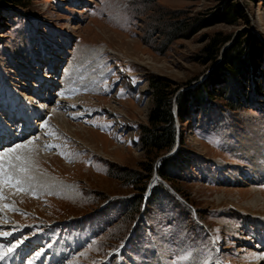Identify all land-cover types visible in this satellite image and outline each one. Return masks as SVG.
<instances>
[{"label":"rangeland","instance_id":"374dc122","mask_svg":"<svg viewBox=\"0 0 264 264\" xmlns=\"http://www.w3.org/2000/svg\"><path fill=\"white\" fill-rule=\"evenodd\" d=\"M22 3L0 6V116L9 121L15 99L26 114L42 115L33 113L31 134L0 149L2 157L22 145L0 168L21 161L28 168L23 190L0 177V253L17 245L0 264L12 254L17 264H188L195 254V264H264V172L252 173L254 165L264 170V92L241 110L216 98L207 116L176 121L190 167L172 182L177 192L157 175L147 184H162L174 199L157 197L136 229L121 212L137 194L123 178L148 160L138 138L149 124V77L177 93L210 77L214 64L198 58L217 34L264 45V0ZM224 5L238 6L246 21L237 14L235 25L212 23ZM259 75L244 77L245 96L253 82L264 91Z\"/></svg>","mask_w":264,"mask_h":264},{"label":"trees","instance_id":"16d2710c","mask_svg":"<svg viewBox=\"0 0 264 264\" xmlns=\"http://www.w3.org/2000/svg\"><path fill=\"white\" fill-rule=\"evenodd\" d=\"M1 5L22 7L24 4L22 0H0ZM236 5H234L236 9L233 11L234 14L232 12L234 6L224 5V8L213 16L214 21L212 23L235 25L238 21L237 14L246 21L242 11ZM241 37V34H237L233 38L217 34L208 41L201 49L198 60L202 65H214L208 73L210 77H205L193 87L177 93L178 90H172L170 84L163 78L159 76L149 77L147 82V92L151 99L148 113L149 124L140 129L141 134L138 138L144 150L145 158L148 160L142 166L143 172H130L126 179L123 178L137 192L136 195L124 201L121 211L130 221H134L135 229L140 223L137 216L141 210L140 215L146 220L144 215L148 214L149 208L157 207V204L155 206L157 197L174 199L165 186L156 183L150 189L149 196L145 198L142 208L143 194L150 178L157 175L160 181L169 183L170 188L177 192L178 189L172 186V182L179 180L181 178L179 173L190 167L191 155L183 151V137L181 132L176 130V121L181 125L189 119L190 115L202 113L204 117L207 116V112L214 107L212 101L216 98L224 100L223 107L225 109L237 111L246 108L247 101L252 102L253 99L255 100L263 94L264 91H261L258 84L253 82L252 87L256 85L257 88L251 87V93L245 96L243 80L245 76H248V73L251 75L255 72L264 79L263 73L258 70V64L260 62L264 64V45L258 42L254 36H251L247 41H242V43ZM225 44L227 45L225 46ZM223 46L225 47L223 48ZM240 80H242L243 86ZM228 85L229 89L227 88ZM175 93L177 94L174 97ZM203 97L205 100L202 99ZM176 143L177 147L170 154ZM164 154L166 156L160 158Z\"/></svg>","mask_w":264,"mask_h":264},{"label":"bare ground","instance_id":"6f19581e","mask_svg":"<svg viewBox=\"0 0 264 264\" xmlns=\"http://www.w3.org/2000/svg\"><path fill=\"white\" fill-rule=\"evenodd\" d=\"M50 58H52L51 56L52 55H48ZM52 67H53V65H52ZM34 71L36 72V73H38V70L37 69H34ZM73 73H74V71L73 72H71V74L73 75ZM43 77V76H42ZM41 77V78H42ZM46 78H48L47 76H46ZM24 80H28L26 77H24ZM48 81V80H47ZM48 82H51V85H53L52 83H54V81L52 80V79H50ZM34 86V85H33ZM24 88H29V87H25L24 86ZM33 88V87H32ZM34 89V88H33ZM35 92V91H34ZM36 92H37V90H36ZM49 96H51V95H49ZM2 98V97H1ZM28 98H29V100H30V102L31 101H33V99H32V95L31 96H28ZM2 101L3 102H8V100H7V95H6V93H5V95L3 96V98H2ZM30 104V103H29ZM16 99L15 100H13V102L11 101V110H12V114L13 115H11L10 117L9 116H6L8 119H9V121L8 122H5V121H3L2 120V118L1 117H3V116H0V149L1 148H3L4 146H10L9 144H13V143H17V141L18 140H20V139H24V138H26L27 137V134H31L32 132H33V130H34V128H33V130L32 129H30V125H32V116H33V113H34V111L32 110V109H30V113L29 114H26V111L24 110V109H19V108H17L16 106ZM39 107V106H38ZM40 108V107H39ZM41 111V110H40ZM38 114H36V113H34L36 116H40V115H42V113L41 112H37ZM14 117V118H13ZM17 117V119H15ZM19 119H22V123H20L19 125H16L14 128H11L12 127V125L10 124L11 122H13V121H18ZM50 121L54 124V125H56L58 128H62V129H68V127L69 126H67V124H64L65 122H63V121H60V117H58V115L57 116H55V115H53V116H51L50 118ZM62 120V119H61ZM25 126V127H24ZM36 126H38V124H36L35 125V127ZM29 128V129H28ZM61 130V129H60ZM21 148V147H20ZM29 148H31V150H38V147L36 146V145H34L33 143H31L30 144V147ZM23 151H25V147H24V149H23ZM243 151H245L246 153L248 152V148L245 146L244 148H243ZM25 152H27V149H26V151ZM1 156V155H0ZM1 159L3 158V156L2 157H0ZM5 159H7V158H5ZM9 159V158H8ZM2 162H3V159H2ZM6 162V161H5ZM2 165L4 164V163H1ZM6 164V163H5ZM4 167V166H3ZM257 166H253V171H252V173H253V175H254V177L255 178H258V177H260V175L264 172V170H260V169H257L256 168ZM264 175V174H263ZM254 200L253 201H256L257 200V197L255 196L254 198H253ZM1 204V203H0ZM6 237L5 236H1L0 237V239H5ZM58 252V251H57ZM15 256V254H12V258L10 259V261H7V262H5V263H3V264H17V262H15L14 261V257ZM195 257H196V254L193 256V257H191V259H190V262L188 263V264H195ZM261 258V257H260ZM1 261V260H0ZM194 262V263H193ZM1 263V262H0ZM161 264H163V262H160ZM217 264H222V263H220L218 260H217Z\"/></svg>","mask_w":264,"mask_h":264},{"label":"snow or ice","instance_id":"6c2138e0","mask_svg":"<svg viewBox=\"0 0 264 264\" xmlns=\"http://www.w3.org/2000/svg\"><path fill=\"white\" fill-rule=\"evenodd\" d=\"M44 126V125H42ZM29 144L32 143L31 140L28 141ZM22 147V145L17 144L15 147H10L6 149L2 155L8 156L9 153L15 152L17 149ZM17 161H20L21 158L18 156L15 158ZM27 164L24 161H21L20 163H9L7 164L6 168H0V177L3 178V182L5 184H10L17 188V190H23L22 185L25 183V178L27 176ZM28 179H31L30 177H27ZM7 207V206H6ZM5 235H8V233H5ZM17 245L13 244L12 247L7 248V250L3 253H0V260L4 259L5 256H7L9 253L15 249Z\"/></svg>","mask_w":264,"mask_h":264},{"label":"water","instance_id":"95a60500","mask_svg":"<svg viewBox=\"0 0 264 264\" xmlns=\"http://www.w3.org/2000/svg\"><path fill=\"white\" fill-rule=\"evenodd\" d=\"M227 44H225V46H226ZM225 46H223V48L225 47Z\"/></svg>","mask_w":264,"mask_h":264}]
</instances>
